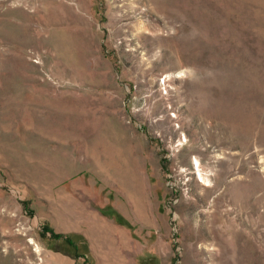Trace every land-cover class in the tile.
<instances>
[{"label":"rangeland","instance_id":"1","mask_svg":"<svg viewBox=\"0 0 264 264\" xmlns=\"http://www.w3.org/2000/svg\"><path fill=\"white\" fill-rule=\"evenodd\" d=\"M124 263L264 264V0H0V264Z\"/></svg>","mask_w":264,"mask_h":264},{"label":"trees","instance_id":"2","mask_svg":"<svg viewBox=\"0 0 264 264\" xmlns=\"http://www.w3.org/2000/svg\"><path fill=\"white\" fill-rule=\"evenodd\" d=\"M47 232L51 233V237H53L54 239H57V240L64 239L73 245L76 244L75 242L72 241V237H70V235L62 234V233H56L52 228H49L47 225H44V227L41 229V233L43 235H46Z\"/></svg>","mask_w":264,"mask_h":264},{"label":"bare ground","instance_id":"3","mask_svg":"<svg viewBox=\"0 0 264 264\" xmlns=\"http://www.w3.org/2000/svg\"><path fill=\"white\" fill-rule=\"evenodd\" d=\"M105 147H106V146H105ZM110 148H111V146H110ZM110 148H109V150H110ZM107 150H108V149H107ZM104 152H105V151H104ZM109 152H110V151H109ZM108 156H109V155H108ZM104 160H105V159H104ZM129 160H130V159H129ZM132 161H133V160H132ZM132 161H131V162H132ZM127 164H128V163H127ZM127 164H126V165H127ZM133 164L135 165L136 163L133 162ZM200 165H201V164H200ZM128 167H130V166H128ZM203 169H204V168H203ZM128 170H129V169L126 168L125 171H128ZM130 170H131V169H130ZM130 170H129V171H130ZM132 171H133V170H132ZM130 172H131V171H130ZM126 173H127V172H126ZM134 173H135V172H133V175H134ZM128 174H130V173L128 172ZM131 175H132V174L128 175L127 177L129 178V176L131 177ZM135 175H137V176H135ZM135 175H134L135 177L139 178V177H138V174H135ZM202 175H203V174H202ZM135 177H134V178H135ZM134 178H133V176H132V180H135V183H138V181H140V180H139L140 178H139V179H136V178L134 179ZM203 178H204V180H207V181L210 180V177H209L208 174L203 175ZM129 180H130V178H129ZM132 180H131V181H132ZM132 182H133V181H132ZM141 182H142V181H141ZM129 184H131V183H129ZM132 184H134V182H133ZM135 185H136V184H135ZM135 185H134V186H135ZM140 185L142 186L143 184H140ZM138 186H139V185H138ZM141 186H140V187H141ZM135 187H136V186H135ZM136 188H137V187H136ZM138 188H139V187H138ZM139 189H140V188H139ZM141 189H142V188H141ZM136 191H137V190H136ZM142 193H143V192H142ZM143 195H144V194H143ZM142 197H143V196H142ZM89 230H90V229H89ZM91 233H92V232H91ZM104 240H105V239H104ZM98 245H99V244H98ZM119 262H120V261H119ZM108 263H109V262H108ZM124 264H125V263H124Z\"/></svg>","mask_w":264,"mask_h":264}]
</instances>
